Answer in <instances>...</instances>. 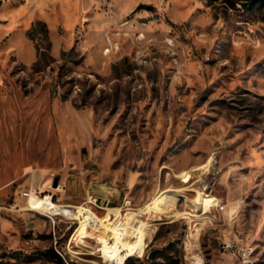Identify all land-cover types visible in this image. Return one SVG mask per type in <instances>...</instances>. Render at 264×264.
Listing matches in <instances>:
<instances>
[{
  "label": "rangeland",
  "instance_id": "1",
  "mask_svg": "<svg viewBox=\"0 0 264 264\" xmlns=\"http://www.w3.org/2000/svg\"><path fill=\"white\" fill-rule=\"evenodd\" d=\"M203 183L207 211L173 193ZM30 189L135 213L144 254L117 264H240L223 240L264 264V0H0V264H110V228Z\"/></svg>",
  "mask_w": 264,
  "mask_h": 264
},
{
  "label": "bare ground",
  "instance_id": "2",
  "mask_svg": "<svg viewBox=\"0 0 264 264\" xmlns=\"http://www.w3.org/2000/svg\"><path fill=\"white\" fill-rule=\"evenodd\" d=\"M196 166V165H195ZM205 165H200L195 168L182 171L179 176L183 181H185L192 171L201 170ZM60 187V186H59ZM207 188V184L203 183L201 185L197 184H189L182 185L177 187L175 191H173L176 195L186 196L187 190L193 191L197 193V203H203L206 211L211 208L214 204L209 201L207 198L210 195H206L203 189ZM166 191V190H163ZM162 191V192H163ZM151 204H147L145 209H157L159 208L162 212L168 213L171 208L166 207L162 209L158 203L150 202ZM28 208L37 211H47L51 214H64L68 216H72L75 218H79L81 222V230L88 232V228L96 229L99 226H105L109 229V233L106 235H100L98 237L99 242H101V246L99 249L102 251V255L105 259L109 260L110 264H117L118 260L124 261L128 256L134 255L136 253L137 256H142L145 251L146 241L145 236L147 235L146 230L144 229V222L141 219L134 218V225L131 229V234L134 236V239L128 240L125 236L130 230L128 228L129 220L134 217V214L129 215L127 220L121 221V225L109 226V222L111 220L110 214L107 212L103 216H98L96 213L84 209L81 206L76 208L70 206H64L56 204L50 199L49 194H45L44 196H39L36 194H32L28 198ZM144 209V208H143ZM108 220V221H107ZM132 223V224H133ZM194 235V234H193ZM91 236V235H90ZM194 237H197L194 235ZM86 242V241H84ZM193 243V242H192ZM189 244L192 246L193 244ZM224 247V246H223ZM194 255V254H193ZM199 257L198 256H190L189 264H198Z\"/></svg>",
  "mask_w": 264,
  "mask_h": 264
},
{
  "label": "built area",
  "instance_id": "3",
  "mask_svg": "<svg viewBox=\"0 0 264 264\" xmlns=\"http://www.w3.org/2000/svg\"><path fill=\"white\" fill-rule=\"evenodd\" d=\"M32 194L39 195V192H37L36 189H30L28 191L23 192V195L27 197V200ZM50 199H51V196H50ZM215 205H218L220 209L224 207L223 204H219V203ZM222 246H224V249L226 250L234 251L236 253L237 258L240 261V264H254V260H253L254 248L251 247L250 245L237 246L232 241L223 240Z\"/></svg>",
  "mask_w": 264,
  "mask_h": 264
},
{
  "label": "trees",
  "instance_id": "4",
  "mask_svg": "<svg viewBox=\"0 0 264 264\" xmlns=\"http://www.w3.org/2000/svg\"><path fill=\"white\" fill-rule=\"evenodd\" d=\"M49 254L55 260L56 264H64L61 256L54 249L51 248Z\"/></svg>",
  "mask_w": 264,
  "mask_h": 264
},
{
  "label": "crops",
  "instance_id": "5",
  "mask_svg": "<svg viewBox=\"0 0 264 264\" xmlns=\"http://www.w3.org/2000/svg\"><path fill=\"white\" fill-rule=\"evenodd\" d=\"M218 203H219V202H218ZM219 204H221V203H219ZM228 239H229V238H228ZM226 241H229V240H226ZM224 250L235 254V252L232 251V250H226V249H224Z\"/></svg>",
  "mask_w": 264,
  "mask_h": 264
},
{
  "label": "water",
  "instance_id": "6",
  "mask_svg": "<svg viewBox=\"0 0 264 264\" xmlns=\"http://www.w3.org/2000/svg\"><path fill=\"white\" fill-rule=\"evenodd\" d=\"M56 184V183H55Z\"/></svg>",
  "mask_w": 264,
  "mask_h": 264
}]
</instances>
